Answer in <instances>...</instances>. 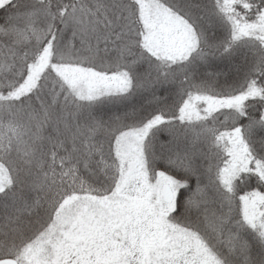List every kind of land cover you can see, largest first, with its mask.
<instances>
[{
	"label": "snow or ice",
	"instance_id": "snow-or-ice-1",
	"mask_svg": "<svg viewBox=\"0 0 264 264\" xmlns=\"http://www.w3.org/2000/svg\"><path fill=\"white\" fill-rule=\"evenodd\" d=\"M0 264H264V0H0Z\"/></svg>",
	"mask_w": 264,
	"mask_h": 264
}]
</instances>
